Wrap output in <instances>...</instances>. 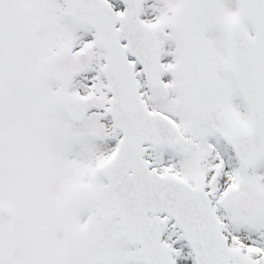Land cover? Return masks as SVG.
Masks as SVG:
<instances>
[{"label": "snow or ice", "instance_id": "6c2138e0", "mask_svg": "<svg viewBox=\"0 0 264 264\" xmlns=\"http://www.w3.org/2000/svg\"><path fill=\"white\" fill-rule=\"evenodd\" d=\"M0 264H264V0H0Z\"/></svg>", "mask_w": 264, "mask_h": 264}]
</instances>
